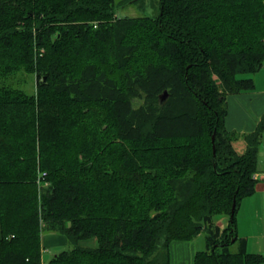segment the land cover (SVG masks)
Listing matches in <instances>:
<instances>
[{
    "label": "trees",
    "instance_id": "obj_1",
    "mask_svg": "<svg viewBox=\"0 0 264 264\" xmlns=\"http://www.w3.org/2000/svg\"><path fill=\"white\" fill-rule=\"evenodd\" d=\"M149 1L0 0V264H41L44 231L68 245L47 264H169L201 231L194 264H264L236 234L264 112L241 152L225 125L264 65V0L124 4Z\"/></svg>",
    "mask_w": 264,
    "mask_h": 264
},
{
    "label": "rangeland",
    "instance_id": "obj_2",
    "mask_svg": "<svg viewBox=\"0 0 264 264\" xmlns=\"http://www.w3.org/2000/svg\"><path fill=\"white\" fill-rule=\"evenodd\" d=\"M115 3L117 4L116 12L118 15H153L157 11V3L155 2V5L153 7L151 5V1H149L143 7L135 5L134 2L131 4H124V0H115ZM237 77H251L254 82L253 89L249 91L241 93H231L227 95V105L230 113L228 129L234 130L238 133V138L234 143L236 150L241 152L244 148V143L241 140V133H246L254 129L259 118L264 112V65L260 67L256 72L242 73L237 75ZM4 82L12 87L20 88L26 92H35L36 81L31 74H23L19 72L17 73V75L5 79ZM250 127L253 128L250 129ZM262 145H264V132L259 141V149ZM261 159V156L258 154V162H260ZM224 216L225 215L223 214H215L213 216L214 222L221 228L226 225L227 220ZM198 236H200L199 240L203 242L204 248V231H201ZM237 245L238 242H234L229 245V248L232 251H235L238 248ZM67 247L68 245H66V243L58 246L49 243L44 246V248H42L41 253L43 259H45V261H48V259H50V257L53 256L54 253H58L59 251Z\"/></svg>",
    "mask_w": 264,
    "mask_h": 264
},
{
    "label": "crops",
    "instance_id": "obj_3",
    "mask_svg": "<svg viewBox=\"0 0 264 264\" xmlns=\"http://www.w3.org/2000/svg\"><path fill=\"white\" fill-rule=\"evenodd\" d=\"M229 114L227 105V116L225 119L227 128L229 125ZM252 128L253 127H250V129ZM263 148L264 145L259 149V155L262 159L258 162L257 166L255 190L241 200L236 211V234L238 237L245 238V249L248 252L261 253L264 255V159L261 155ZM224 217H226L227 220V216L225 215ZM198 235L199 233L190 239L172 240L168 250L169 264H194L193 257L195 252L203 248V242L199 240L200 236ZM49 243L58 246L65 244L66 240L57 232L45 231L41 236L42 248ZM43 263L47 264V261L43 259L41 253V264Z\"/></svg>",
    "mask_w": 264,
    "mask_h": 264
},
{
    "label": "built area",
    "instance_id": "obj_4",
    "mask_svg": "<svg viewBox=\"0 0 264 264\" xmlns=\"http://www.w3.org/2000/svg\"><path fill=\"white\" fill-rule=\"evenodd\" d=\"M261 155H262V157L264 158V148H263L262 151H261ZM252 177H253L254 179L257 178V171L253 173Z\"/></svg>",
    "mask_w": 264,
    "mask_h": 264
},
{
    "label": "water",
    "instance_id": "obj_5",
    "mask_svg": "<svg viewBox=\"0 0 264 264\" xmlns=\"http://www.w3.org/2000/svg\"><path fill=\"white\" fill-rule=\"evenodd\" d=\"M165 95H164V93L160 96V97H164ZM165 98V97H164ZM212 139H213V136H212ZM233 206H234V202H233V204H232V208H233Z\"/></svg>",
    "mask_w": 264,
    "mask_h": 264
}]
</instances>
